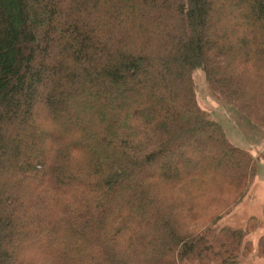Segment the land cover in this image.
Wrapping results in <instances>:
<instances>
[{
  "label": "trees",
  "instance_id": "trees-1",
  "mask_svg": "<svg viewBox=\"0 0 264 264\" xmlns=\"http://www.w3.org/2000/svg\"><path fill=\"white\" fill-rule=\"evenodd\" d=\"M198 68L264 129V0H0V264L264 258Z\"/></svg>",
  "mask_w": 264,
  "mask_h": 264
},
{
  "label": "rangeland",
  "instance_id": "rangeland-1",
  "mask_svg": "<svg viewBox=\"0 0 264 264\" xmlns=\"http://www.w3.org/2000/svg\"><path fill=\"white\" fill-rule=\"evenodd\" d=\"M193 78L199 106L222 124L234 144L252 151L257 156L256 177L248 194L220 221L222 225L245 227L250 218L260 219L262 225L250 235L255 242L264 234V129L217 94L202 69H196ZM241 264H264V258H245Z\"/></svg>",
  "mask_w": 264,
  "mask_h": 264
}]
</instances>
